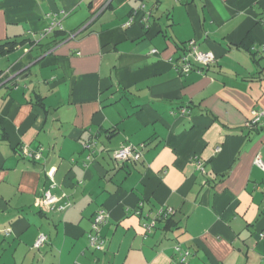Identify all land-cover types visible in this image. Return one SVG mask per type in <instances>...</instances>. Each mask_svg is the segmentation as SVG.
Instances as JSON below:
<instances>
[{
	"label": "crops",
	"instance_id": "0c3cea01",
	"mask_svg": "<svg viewBox=\"0 0 264 264\" xmlns=\"http://www.w3.org/2000/svg\"><path fill=\"white\" fill-rule=\"evenodd\" d=\"M190 40L216 60L183 74ZM256 157L264 0H0V264H264Z\"/></svg>",
	"mask_w": 264,
	"mask_h": 264
},
{
	"label": "built area",
	"instance_id": "2783aa9c",
	"mask_svg": "<svg viewBox=\"0 0 264 264\" xmlns=\"http://www.w3.org/2000/svg\"><path fill=\"white\" fill-rule=\"evenodd\" d=\"M130 22L128 21L127 24ZM59 23L56 21H53L50 26L48 27L47 31H51L54 28H58ZM156 50L153 49L151 52H155ZM216 58L214 54L211 51H200L197 46L195 45L193 40H190L186 42V47L184 52L178 57L177 59V69L183 74H186L192 70L202 71L205 68H208L209 65L213 64L215 62ZM182 112L185 111L184 108L181 109ZM263 115L262 111L256 112L253 118L248 121L249 126L256 125L259 121V118ZM89 145H86L88 147ZM143 144L139 145H133V144H125L120 146L119 148L115 149L112 152V157L118 161V162H125V161H137L141 157V151L143 149ZM42 148L38 149L36 152H30L24 149V153L30 157L38 158L40 155ZM256 164L261 167V169L264 171V162L260 157H256L255 160ZM198 167L202 170L201 162L197 161ZM41 199L44 204L48 206H52L53 202L55 201V196L49 191L44 190L42 192ZM61 209L64 207H60ZM172 212V208H166L165 210L159 211V216H165ZM107 212L105 209H98L95 212V215L93 217L92 221V229L94 232L92 234H89V244L92 248L96 250H100L104 246V239H102L101 236L98 234L99 225L103 224L105 222V219L107 217ZM154 225V222L151 221L149 224H146L145 227L150 230V228ZM260 237H264V232L260 233ZM46 239V235L44 233H40L35 242L34 247H39L44 243ZM176 251H180L179 246L174 247ZM189 251H181L180 252V261L183 262L186 259V256H188Z\"/></svg>",
	"mask_w": 264,
	"mask_h": 264
},
{
	"label": "trees",
	"instance_id": "16d2710c",
	"mask_svg": "<svg viewBox=\"0 0 264 264\" xmlns=\"http://www.w3.org/2000/svg\"><path fill=\"white\" fill-rule=\"evenodd\" d=\"M251 52H252V50H250ZM253 126H255V125H253ZM135 162V161H134ZM167 208H169V207H167ZM166 208H164V209H161V210H165ZM160 210V211H161ZM173 212V211H172ZM172 212L171 213H169L168 215H165V216H159V212H158V216H159V219H162V220H170V218H171V216H172ZM95 215V214H94ZM94 217V216H93ZM107 218H108V215H107V217H106V219H105V222H106V220H107ZM92 221H93V218H92V220H91V227H90V231H89V233H88V235L89 234H92L93 232H94V230L92 229ZM152 221L154 222L155 221V219H152ZM104 222V223H105ZM151 222V221H150ZM149 224V223H148ZM102 224H100L99 225V228H100V226H101ZM147 229V228H146ZM148 230V229H147ZM149 231V230H148ZM5 232V231H4ZM45 234V233H44ZM46 235V239H45V241H44V243L42 244V245H40L39 247H34V242H33V244H32V248H34V249H40V247L41 246H43L47 241H48V236H47V234H45ZM100 236V235H99ZM88 239H89V237H88ZM103 239V238H102ZM36 240V239H35ZM94 249V248H93Z\"/></svg>",
	"mask_w": 264,
	"mask_h": 264
}]
</instances>
